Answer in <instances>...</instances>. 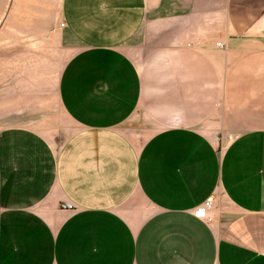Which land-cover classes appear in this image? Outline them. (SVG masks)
<instances>
[{
    "label": "crops",
    "instance_id": "1",
    "mask_svg": "<svg viewBox=\"0 0 264 264\" xmlns=\"http://www.w3.org/2000/svg\"><path fill=\"white\" fill-rule=\"evenodd\" d=\"M63 19L78 130L59 151L25 128L0 138V264H264V0H63ZM132 40L165 46V72H141ZM138 109L167 125L142 145L120 129ZM223 111L220 148L193 126Z\"/></svg>",
    "mask_w": 264,
    "mask_h": 264
},
{
    "label": "rangeland",
    "instance_id": "2",
    "mask_svg": "<svg viewBox=\"0 0 264 264\" xmlns=\"http://www.w3.org/2000/svg\"><path fill=\"white\" fill-rule=\"evenodd\" d=\"M78 48L64 23L63 0H0V138L13 129L25 128L46 138L59 151L78 130L60 100L63 70ZM125 49L141 72H165V46L132 40ZM155 51L159 54L154 55ZM245 64L242 62L240 72H247ZM164 127L167 125L138 109L120 129L142 145ZM193 127L220 148L236 136L224 111L223 121ZM59 199L54 193L37 210L54 219L61 208Z\"/></svg>",
    "mask_w": 264,
    "mask_h": 264
},
{
    "label": "built area",
    "instance_id": "3",
    "mask_svg": "<svg viewBox=\"0 0 264 264\" xmlns=\"http://www.w3.org/2000/svg\"><path fill=\"white\" fill-rule=\"evenodd\" d=\"M262 37L264 38V30L262 32ZM219 46L222 47V45ZM213 208H214V199L210 198L206 200L203 204L198 206L193 211V215L197 219L211 221L212 220L211 211Z\"/></svg>",
    "mask_w": 264,
    "mask_h": 264
}]
</instances>
